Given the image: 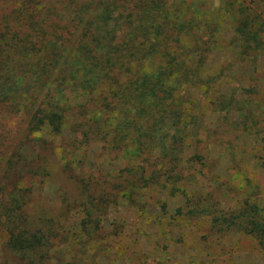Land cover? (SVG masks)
I'll return each mask as SVG.
<instances>
[{
    "label": "trees",
    "instance_id": "1",
    "mask_svg": "<svg viewBox=\"0 0 264 264\" xmlns=\"http://www.w3.org/2000/svg\"><path fill=\"white\" fill-rule=\"evenodd\" d=\"M263 28L264 0H0V122L16 119L23 128L19 147H6L0 162V180L17 178L8 188L0 183L5 247L23 264L48 259L47 236L22 225L25 188L18 180L45 174L21 146L52 147L63 132L72 153L97 141L103 151L126 155L111 184L124 196L179 188L187 215H206L212 200L202 186L187 190L184 171L199 165L192 176H206L216 121L239 137L240 123L253 113L243 107L255 91L245 66L264 48ZM221 48L231 53L222 63L214 58ZM230 60L239 68L227 77ZM4 137L0 132V148ZM222 146L220 155L230 156V145ZM81 179L87 190L96 178ZM236 211L264 247L255 213L239 204Z\"/></svg>",
    "mask_w": 264,
    "mask_h": 264
},
{
    "label": "rangeland",
    "instance_id": "2",
    "mask_svg": "<svg viewBox=\"0 0 264 264\" xmlns=\"http://www.w3.org/2000/svg\"><path fill=\"white\" fill-rule=\"evenodd\" d=\"M230 54L221 48L214 58L222 63ZM236 68L239 66L230 60L224 71L227 77L235 75ZM245 68L254 76L250 83L255 91L243 105L253 113L240 123L239 137L217 120L211 135L216 145L209 146L212 153L206 176H192L199 165L183 170L187 190L202 186L212 200V209L206 215L190 218L179 188L141 189L133 198L114 190L111 184L117 180L112 170L126 162V155L103 151L97 141L80 146L75 153V145L62 140L70 139L67 132L57 136L52 147L25 142L22 149L45 175L23 174L24 178L18 180V185L25 188L22 225L38 228L47 236L49 257L44 264H264V247L235 215L239 204L255 213L256 223L264 225V48L246 61ZM227 82L223 79V86ZM246 82L241 86L247 88ZM235 85L232 82L228 86ZM22 129L16 119L3 117L0 132L5 135V143L0 153L6 147H19L15 145ZM226 142L230 145L226 149L232 150L229 152L240 150L234 158L231 153L220 155ZM9 150L3 151L1 163ZM30 151L35 152V159L29 156ZM9 175L8 182L0 180L6 188L17 180L15 174ZM82 175L96 178L87 190L82 187ZM89 194L98 199L90 203ZM85 207L92 212L88 222ZM220 213L225 214L223 222ZM6 239L0 224V264H23L5 247Z\"/></svg>",
    "mask_w": 264,
    "mask_h": 264
}]
</instances>
